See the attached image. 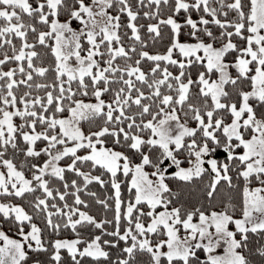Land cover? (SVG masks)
Masks as SVG:
<instances>
[{"label": "snow or ice", "instance_id": "obj_1", "mask_svg": "<svg viewBox=\"0 0 264 264\" xmlns=\"http://www.w3.org/2000/svg\"><path fill=\"white\" fill-rule=\"evenodd\" d=\"M0 264H264V0H0Z\"/></svg>", "mask_w": 264, "mask_h": 264}]
</instances>
